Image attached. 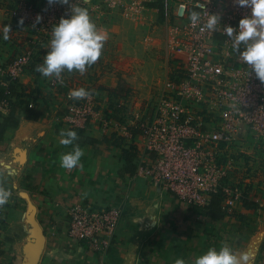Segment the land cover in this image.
I'll use <instances>...</instances> for the list:
<instances>
[{"label":"crops","instance_id":"obj_1","mask_svg":"<svg viewBox=\"0 0 264 264\" xmlns=\"http://www.w3.org/2000/svg\"><path fill=\"white\" fill-rule=\"evenodd\" d=\"M7 2L0 0V30L7 25L11 30L7 40L0 38V70L28 49L32 59L15 82L6 84L7 75L0 72V101L6 86L11 91L0 109V186L11 191L0 228V264H174L223 243L249 253V264H264V147L247 142L242 151L233 150L228 180L244 195L229 212L210 206L209 213L207 206L186 204L152 186L137 172V139L130 142L120 130L116 137L94 120L67 124L66 88L35 70L48 47H35L26 29L13 25ZM107 63L101 57L83 74L65 70L61 77L84 80L115 118L117 103L135 109L137 103L118 93L128 84L119 65ZM61 129H74V143L84 152L81 164L71 169L60 164V154L73 147L59 143ZM75 204L122 208L107 244L95 248L67 234L68 209Z\"/></svg>","mask_w":264,"mask_h":264},{"label":"built area","instance_id":"obj_2","mask_svg":"<svg viewBox=\"0 0 264 264\" xmlns=\"http://www.w3.org/2000/svg\"><path fill=\"white\" fill-rule=\"evenodd\" d=\"M70 3L87 7L94 22L113 11L127 16L155 11L158 15L150 22V31L167 38L164 45L171 58V76L165 79L156 97L138 109L117 103L121 109L115 118L109 115L111 106L102 107L103 101L84 80L73 83L63 77L55 78L66 88L67 124L84 126L94 120L103 130L112 128L116 137L120 130L130 142L137 139V172L152 186L169 190L186 204L200 207L208 206L211 195L217 193L220 209L229 212L244 195L241 186L228 180L229 168L236 159L233 150L242 151L247 142L253 147H264V82L233 50L232 41L224 34V27L237 26L249 8L239 6L236 0H70ZM69 11L70 6L59 0L53 3L15 0L8 15L12 22L28 27L35 47L44 48L51 39L52 26ZM192 11L201 15L196 24L189 18ZM210 13L220 17L215 32L204 26ZM37 15L41 19L35 23ZM31 59L32 52L28 49L1 69L7 75L6 84L15 82ZM79 87L90 90L91 95L70 98L71 90ZM10 93L6 86L0 109L6 106ZM122 98L131 96L125 94ZM4 213L5 205L0 206V228ZM121 215L119 205L75 204L68 209L67 234L98 248L108 243Z\"/></svg>","mask_w":264,"mask_h":264},{"label":"clouds","instance_id":"obj_3","mask_svg":"<svg viewBox=\"0 0 264 264\" xmlns=\"http://www.w3.org/2000/svg\"><path fill=\"white\" fill-rule=\"evenodd\" d=\"M54 0H49L53 3ZM60 3L68 4L70 11L62 15L54 26L48 44L47 52L43 57V63L35 66V70L44 77L59 79L62 73L76 70L83 74L89 66L94 64L101 56L104 42L108 35L98 28L91 19L87 7L80 4L70 3V0H59ZM239 6L249 8V12L243 15L238 25L225 26L224 34L232 41V48L239 52L242 60L254 71L256 77L264 82V0H236ZM190 21L193 24L201 20L197 11L190 13ZM41 17L37 15L36 22ZM22 23V20L20 21ZM220 25L218 14L210 13L205 27L207 30L217 31ZM10 26L0 30V38H9ZM243 45V49H241ZM70 98L82 99L91 95L90 90L79 87L69 93ZM62 145H72V150L60 154L61 167L71 169L81 164L83 149L74 143L78 134L74 129H61L59 133ZM11 191L0 186V206L8 203ZM250 254L238 252L227 243L219 247L211 246L206 251L197 255L195 259L186 261L177 258L174 264H249Z\"/></svg>","mask_w":264,"mask_h":264},{"label":"rangeland","instance_id":"obj_4","mask_svg":"<svg viewBox=\"0 0 264 264\" xmlns=\"http://www.w3.org/2000/svg\"><path fill=\"white\" fill-rule=\"evenodd\" d=\"M5 1H8L5 8L8 15V9L15 0ZM157 15L155 11H144L141 16H127L120 11H113L95 22L108 35L101 57L107 58L109 66L119 65L122 74L120 78L125 79L128 84L127 88L118 93L121 96H132V105L137 103V109L144 102L152 101L165 79L171 76V58L164 45L167 38L150 31L152 28L149 24ZM20 25L30 34L28 39L34 41L33 33L28 27Z\"/></svg>","mask_w":264,"mask_h":264},{"label":"trees","instance_id":"obj_5","mask_svg":"<svg viewBox=\"0 0 264 264\" xmlns=\"http://www.w3.org/2000/svg\"><path fill=\"white\" fill-rule=\"evenodd\" d=\"M119 89V88H118ZM123 90V89H120V91ZM210 206L212 207H215L217 210L220 209V196L219 194L215 193V194H212L211 197H210V204L209 206H207V211H209L210 213ZM219 212V211H218ZM221 213H223L221 210H220Z\"/></svg>","mask_w":264,"mask_h":264},{"label":"water","instance_id":"obj_6","mask_svg":"<svg viewBox=\"0 0 264 264\" xmlns=\"http://www.w3.org/2000/svg\"><path fill=\"white\" fill-rule=\"evenodd\" d=\"M39 235H40V240H41V239H42V233L40 232V234H39Z\"/></svg>","mask_w":264,"mask_h":264}]
</instances>
